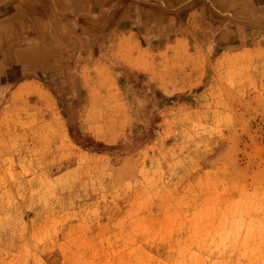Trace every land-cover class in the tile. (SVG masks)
<instances>
[{"label":"rangeland","instance_id":"1","mask_svg":"<svg viewBox=\"0 0 264 264\" xmlns=\"http://www.w3.org/2000/svg\"><path fill=\"white\" fill-rule=\"evenodd\" d=\"M215 1L163 2L159 44L126 29L10 80L0 264H264V0L207 53Z\"/></svg>","mask_w":264,"mask_h":264},{"label":"bare ground","instance_id":"2","mask_svg":"<svg viewBox=\"0 0 264 264\" xmlns=\"http://www.w3.org/2000/svg\"><path fill=\"white\" fill-rule=\"evenodd\" d=\"M160 1V2H159ZM216 0L217 14L210 16L209 30L205 33L204 50L207 53L237 46L232 29L241 24L235 13L245 0ZM6 9L0 8V96L7 90L9 80L25 74H39L41 65L49 55L57 58L50 64L62 74V61L72 56L93 58L103 47L112 44L118 35L131 31L123 42V48L141 45L149 37L157 44L163 40L164 29L156 23L162 16L163 6H177L182 0H0ZM161 3V5H160ZM219 3L220 5H218ZM130 11V13H128ZM138 14V15H137ZM139 17V18H138ZM27 21L33 36L25 31L10 32L6 24ZM27 40L23 41L21 38ZM36 38L45 41L47 55L36 47ZM47 65V64H44ZM46 69V68H45ZM43 71H48L47 69Z\"/></svg>","mask_w":264,"mask_h":264},{"label":"crops","instance_id":"3","mask_svg":"<svg viewBox=\"0 0 264 264\" xmlns=\"http://www.w3.org/2000/svg\"><path fill=\"white\" fill-rule=\"evenodd\" d=\"M6 3H4V2H0V8L2 9V10H5L6 9ZM16 24V25H15ZM7 26H8V29L10 30V32H12V33H14V32H16L17 30L19 31V32H21V31H25V32H27V33H29L30 35H31V37L29 38V39H32V41H33V36H32V33H31V31H30V29H29V23L27 22V21H25V22H21V20H18V21H16V22H10V23H8V24H6ZM23 41H25V40H27L25 37H23L22 36V38H21ZM40 39L39 38H36V43L39 41ZM9 82H10V80H9Z\"/></svg>","mask_w":264,"mask_h":264}]
</instances>
